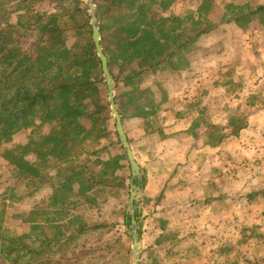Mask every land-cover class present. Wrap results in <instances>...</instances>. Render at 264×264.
<instances>
[{
	"label": "trees",
	"instance_id": "1",
	"mask_svg": "<svg viewBox=\"0 0 264 264\" xmlns=\"http://www.w3.org/2000/svg\"><path fill=\"white\" fill-rule=\"evenodd\" d=\"M40 1L20 0L16 10L4 9L1 13L9 21L11 13L25 11L17 18L28 20L0 26V148L3 158L19 172L20 181L32 182L38 189L49 187L51 193L36 210L21 215L22 223L30 226L28 231L10 234L0 229V264H62L61 258L68 252L71 256L65 262L76 259L81 263L75 252L80 242L88 243L96 253L92 258L96 263L103 253L112 257L114 246L102 247L100 238L93 234L111 231L115 224L90 225L79 211L82 206L95 210L121 203L118 191L129 188L126 181L130 178L122 171L130 165L116 131L91 18L81 27L85 42L68 44L69 29L62 24L66 0H56L61 2L57 14L35 11L33 4ZM177 2L97 3L101 44L109 59V70L116 84L131 86L129 92L115 98L123 123L131 109V117L144 120L155 113L150 100L153 89L141 87L148 74L161 68L182 70L175 61L186 58L185 52L222 25L209 18L214 0H201L195 13L184 19L178 14L166 16L165 11ZM243 12L242 8L232 14L226 23L245 30L261 18L264 5ZM22 29L31 36L38 31L40 36L27 47ZM255 103L256 98L250 97V104ZM249 115L232 116L229 124L222 126L225 132L208 135L207 145L215 148L230 137H238L248 127ZM19 134H27L26 143L14 142ZM113 150L118 153L113 155ZM104 155L108 157L102 159ZM142 179L144 183L146 178ZM259 194L264 196V189ZM125 207L122 217L130 224Z\"/></svg>",
	"mask_w": 264,
	"mask_h": 264
},
{
	"label": "rangeland",
	"instance_id": "2",
	"mask_svg": "<svg viewBox=\"0 0 264 264\" xmlns=\"http://www.w3.org/2000/svg\"><path fill=\"white\" fill-rule=\"evenodd\" d=\"M18 1H0L1 27L8 22H27L25 17L17 18L25 11L11 13L9 21L7 16H1L4 9L16 10ZM98 2L93 0L96 15ZM200 2L178 0L165 15L178 14L184 19L195 13ZM60 4L56 0H43L35 2L33 7L43 14H57ZM259 5H264V0H214L209 18L213 23L221 21L222 25L185 52L186 58L175 61L182 70L173 72L161 68L144 78L141 87L153 89L150 100L153 99L155 113L144 120L131 117L134 113L131 109L124 119V126L146 181L132 182L129 167L122 171L130 178L126 181L129 188L118 191L121 203L107 204L95 210L81 207L80 215L88 224H115L111 231L105 229L93 234L100 238L102 247L109 248L112 244L114 251L112 257L103 253V257L94 263L92 258L96 253L88 243L80 242L75 252L81 263L76 259L72 262L133 264L132 217L128 211L133 183L140 188L134 214L135 218L138 214L136 220L141 237L140 264H264V196L257 195L264 189V120L258 122L263 130L259 129L260 132L251 137L250 150L244 153L237 152L238 149L232 151L233 147L217 151L207 145L208 135L225 132L222 126L228 125L232 116L241 117L256 109L264 111V14L245 30L226 23L242 8L247 12L248 7ZM91 7L89 0L63 3L62 24H67L69 29L68 44L85 42L86 35L81 27L88 17L91 18ZM39 36L38 31L31 36L22 29L27 47ZM130 88L116 84L114 80L116 98L124 91L129 92ZM250 97L256 98L255 106L250 104ZM182 100L190 101L184 103ZM177 112L201 117L203 140L200 143L184 141L182 136L178 138L182 140L181 144L203 145V151L194 148L182 158L183 163L194 161L190 169L178 167L183 163H168L170 158L166 157L169 148L180 144L167 127ZM112 115L114 117V113ZM216 124L221 127L215 128ZM26 138L27 134H19L14 142L26 143ZM2 153L0 148V229L10 234L14 231L22 233L30 226L22 223L21 215L36 210L43 198L50 195L51 189H38L32 182L20 181L19 172ZM116 153L117 150L112 151L113 155ZM199 162L203 163L202 168H199ZM200 169L203 184L196 182ZM123 206H126L130 224L122 217ZM70 256L68 252L65 258ZM65 258H61L62 264H75L65 262ZM44 259L50 260L49 257ZM45 264L48 263L45 261Z\"/></svg>",
	"mask_w": 264,
	"mask_h": 264
},
{
	"label": "crops",
	"instance_id": "3",
	"mask_svg": "<svg viewBox=\"0 0 264 264\" xmlns=\"http://www.w3.org/2000/svg\"><path fill=\"white\" fill-rule=\"evenodd\" d=\"M179 101V100H178ZM184 103H189L190 100H182ZM180 102H178L179 104ZM258 107V106H257ZM177 109V108H176ZM256 109V108H255ZM264 120V111L261 112L259 110H254L252 113H250L248 117V127L241 131L238 137H231L227 139L223 144L215 147L217 151L226 149L228 147L231 148L232 151L237 150V152L242 151L244 153L246 150H250V143L252 141V136L256 135V133L262 131L263 129L260 128L261 124H259V121ZM170 130H172L173 138L177 139L178 143L180 141H189L193 143H200L203 140V126L201 123V117L195 116L192 113L189 112H177L175 115L174 120L167 126ZM260 129V130H259ZM127 132V131H126ZM179 136H182V140H178ZM176 141V140H174ZM174 148H169L167 150V153L169 152L166 157H169L170 160L168 163L175 164V163H183L182 158H184L187 155V151L191 152V149H199V151H203V145H191L185 143V144H178L174 145ZM208 148H213L208 145ZM166 151V150H165ZM234 153V152H230ZM182 166L189 167L194 166V161L191 159L189 162H184L179 168H182ZM203 167V163L199 162V168ZM198 174V179H196V182L199 181L200 184H203V172L201 171ZM195 182V183H196Z\"/></svg>",
	"mask_w": 264,
	"mask_h": 264
},
{
	"label": "water",
	"instance_id": "4",
	"mask_svg": "<svg viewBox=\"0 0 264 264\" xmlns=\"http://www.w3.org/2000/svg\"><path fill=\"white\" fill-rule=\"evenodd\" d=\"M91 7V23L93 26V39L94 44L96 47L97 54L101 60L102 63V71L103 75L106 78V84L108 89V96L109 101L111 104V109L114 113L115 117V127L116 131L119 137V140L123 146V148L126 151L128 162L131 168L132 172V182L136 179L141 180L143 178L142 175V168L139 165V163L136 160L135 154L133 152L132 146L129 142V138L121 117L120 112L118 111L117 105H116V96H115V89H114V78L109 70V59L107 55L105 54L101 39L102 34L100 31V28L98 27V18L95 13V8L93 5V0H89ZM140 190L139 186H134L132 183L131 188V196L129 201V208L128 211L131 212L132 217V227H131V236H132V254H133V264H140V258H141V237H140V230L138 228V221L136 220L134 214H135V204L138 202V191Z\"/></svg>",
	"mask_w": 264,
	"mask_h": 264
}]
</instances>
